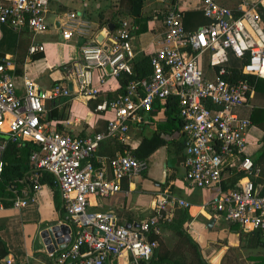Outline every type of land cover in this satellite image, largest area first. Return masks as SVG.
<instances>
[{"label": "built area", "instance_id": "2783aa9c", "mask_svg": "<svg viewBox=\"0 0 264 264\" xmlns=\"http://www.w3.org/2000/svg\"><path fill=\"white\" fill-rule=\"evenodd\" d=\"M160 1L166 11L163 32L150 43L151 74L130 81L122 96L97 103L94 111L108 115L105 130L80 137L52 131L51 121L42 122L48 115L45 102L52 104L60 98L95 101L109 79L132 76L131 62L136 57L132 33L137 28L123 20L98 44L96 29L81 14L58 13L50 25L47 16L52 0H0V29L27 30L36 36L53 27L64 40H83L79 60L69 67L63 83L48 90L22 75L20 95L13 58L5 56L0 62V134L39 146L29 159L32 193L40 189L44 171L55 178L63 200L61 223L69 228L70 241L57 264H110L112 259L117 264H150L158 243L149 237L160 234L162 222H171L176 206L189 207L165 191L157 196L154 214L137 229L120 225L110 213L87 209L89 197L107 198L120 192V182L138 175L145 166L130 150L112 158L96 156L100 144L108 139L127 144L143 115L153 110L155 102L163 104L168 98L177 100L185 138L184 181L199 189L217 188L204 209L264 239V185L250 179L257 169L245 157L251 124L235 111L248 104L254 88L241 77L264 78V25L259 9L264 10V0H240L233 8L218 0H200L208 23L195 30L185 28L179 0ZM43 51L42 44L32 42L26 59ZM97 70L103 75L95 78ZM4 149L0 139V179ZM226 171L243 172L245 178L222 190ZM31 195L16 196L13 207H22ZM122 258H126L123 263Z\"/></svg>", "mask_w": 264, "mask_h": 264}, {"label": "crops", "instance_id": "0c3cea01", "mask_svg": "<svg viewBox=\"0 0 264 264\" xmlns=\"http://www.w3.org/2000/svg\"><path fill=\"white\" fill-rule=\"evenodd\" d=\"M57 1L59 2L58 7L53 6V2L50 5L49 14L53 15L52 22H49L50 25L58 13L71 12V10H63L64 0ZM105 1H107V4H110L111 1L113 3L111 7L105 5L107 12L102 15H105L104 21H107V24L104 27L99 28L98 23L102 21L101 16L98 22H94L92 19L89 20L87 15L89 11H95L98 14L97 9H84L81 15L91 23L97 34L101 32L106 34L108 24L119 25L123 20L130 22L137 28L132 33L136 57L141 54L148 57L150 43L154 35L163 32L162 21L166 5L160 0H144L143 9L140 12L141 16L135 19L121 5L122 2L120 0ZM239 1L218 0L220 4L228 8L235 7ZM202 6L200 0H179V7L184 13V26L186 29L195 30L208 23V20L203 16ZM185 19L187 26L185 25ZM110 21H113V23ZM53 31L58 34L56 48L60 47L61 49V55L54 63H60L58 64L60 71H53L50 81L43 88L39 87L41 90L52 88L56 82L57 84L63 83L70 67L69 65L78 61L80 57L76 40H64L56 29L53 28ZM36 37L37 35H31L30 44L32 42L42 44L41 40ZM5 56H11L14 63L16 59L18 60L17 55L7 54ZM26 57L27 53L20 66L22 72L20 76L26 75L30 78V65L37 62L46 64V61L34 60L32 57L28 61ZM49 57H53V55L48 53L46 58L49 59ZM42 59H45V55H42ZM231 63L238 65L234 60ZM65 64L69 65L65 66V68L60 67ZM102 75L103 73L100 70L95 71V78ZM20 76H18L17 83L20 89L19 94L21 95ZM118 86V81L109 79L108 87L95 101L117 98L115 93ZM259 86L261 87L260 92L256 91L255 84L253 85V93L249 98L248 104L237 108L235 111L239 117L250 121L251 126L246 134L245 157L252 161L257 169L256 174L250 179L256 185L263 186L264 158L261 157V153L264 149V83ZM95 101L84 102L80 99L70 98L56 100L55 103L51 104L57 113L56 118L51 120L50 129L80 137L103 132L108 115L94 111ZM163 111L164 109L158 110L153 106L151 112L143 115V122L139 124L136 130L130 133L128 144L133 146V150L139 146L144 136L149 137L157 129L158 125H162L165 122ZM162 138L170 142L157 149L143 161L145 166L138 175L123 179L120 182V192L112 196L107 198L89 197L88 211L91 213H110L116 217L120 225L137 229L143 221L154 214L153 208L155 207L157 196L167 191L176 200L189 203L188 208L176 206L173 209L171 222H162L160 234L156 236L163 243L165 255L170 260H173L175 254L180 253V248L178 247L179 239L169 224L176 225L181 220V214L186 212L190 220H186L183 223V229L197 244L202 258L208 264H258L257 257L264 258V255H260L264 247L250 248L248 246L249 240L253 239L254 233L257 232L245 233L240 228V230H236L235 226L237 224H231L214 212L204 209V206L217 194V188L199 189L190 186L184 181L185 169L183 161L185 154H183V150L185 138L180 130L173 136L163 135ZM0 139L6 146L8 142L7 134L1 133ZM179 143L181 148L179 153H177ZM125 144L117 139L105 140L100 144L99 150L95 155L107 158L122 155L125 150L121 153L117 146ZM46 173L41 175V187L38 191L32 193V184L28 175V183L24 185L21 181H18L17 185L19 187H14L11 190V194L7 198L9 201L6 203L2 202L4 209L0 210V240L5 244L8 253L6 257L0 260V264H57V257L62 251L58 250L50 253L40 243L41 231L51 225L61 223L64 217L60 190L53 175ZM243 178H245L243 172L226 171L223 176L222 190L232 188L235 183ZM30 194H32L31 198L22 207H13L12 203L16 196L27 198V195ZM69 241H65V247L68 246ZM181 252L184 256L188 255V251L184 248H181ZM125 261L126 258H122V263ZM110 264H117V261L112 259Z\"/></svg>", "mask_w": 264, "mask_h": 264}, {"label": "trees", "instance_id": "16d2710c", "mask_svg": "<svg viewBox=\"0 0 264 264\" xmlns=\"http://www.w3.org/2000/svg\"><path fill=\"white\" fill-rule=\"evenodd\" d=\"M122 2V6L126 8L130 15H133L135 19H138L141 15V9H143L144 0H120ZM260 9V13L263 18L264 25V10ZM186 18V17H185ZM100 19V18H99ZM112 19V18H111ZM113 23V21H110ZM99 28L104 27L107 24V21H101L98 23ZM115 28L118 24H115ZM185 25L186 19H185ZM145 31V30H143ZM31 33L27 30H23L20 32H15L11 28L2 26L1 34H0V62L5 57V55H17L18 60L16 59L15 65V74L16 76H20L22 74L20 70V66L23 63V59L26 55L27 48L30 44ZM70 40H76L77 46L80 48L83 44V40L77 37H72ZM45 51V49H44ZM44 51L41 53H37L32 56V59H39L44 54ZM70 64V63H69ZM65 64L60 66L61 68H65V66L69 65ZM73 64V63H72ZM71 64V65H72ZM69 65V66H71ZM132 67V76L121 75L118 79V89L115 93V97L122 96L125 92L126 85L136 79H141L143 77L149 76L151 74V67L149 64L148 57L146 55L141 54L131 62ZM241 78H246L252 85L255 84V90L261 91V87L259 85L264 83V79L255 78L252 76H242ZM57 84V82L55 83ZM53 84V86L55 85ZM100 101H95L94 107ZM55 103L52 102V104ZM154 107L158 110L164 109V117L165 122L162 125H158L157 129L149 136H144L141 140L139 146L133 150V146L131 144L118 145L119 152L122 153L123 150H130L132 156L140 161H145L151 154H153L160 147L165 146L169 143V140H165L162 138L165 136H173L176 132H178L181 128V122L177 116V100L175 98H168L164 101L163 104H159V102H155ZM48 115L47 118L42 122H50L54 118H56V109L52 107V105L47 108ZM8 136V142L5 146V149L2 153V160L4 162V169L0 179V200L1 202H8V195H10L11 190L14 187H19L17 185L18 181H21L24 185L28 183V175L31 174V165H30V155L32 151L38 150L39 146L33 143L32 141H19L14 142ZM181 148V144L179 143L177 146V153H179ZM261 157L264 158V149L262 150ZM254 164V163H253ZM46 173V172H42ZM41 173V175H42ZM47 174V173H46ZM41 175L39 178V183L41 180ZM32 189V186H31ZM181 220L175 224H169L171 228L175 231L176 236L179 239L178 247L180 248V253L175 254L173 260H170L167 255H165L163 243L159 241V238L156 236H150V240H154L158 243V246L153 251V256L150 264H208L201 256L199 252L197 244L190 238L188 234H186L183 229V223L186 220H190L189 216L186 212L181 214ZM236 225V224H234ZM236 230H240L239 225H236ZM240 228V229H239ZM242 231V230H241ZM253 239H250L248 242V246L250 248L264 247V240L261 239L258 233H254ZM181 248H184L188 251V257L184 256L181 252ZM7 248L5 244L0 240V260L7 256ZM258 264H264L263 257H257Z\"/></svg>", "mask_w": 264, "mask_h": 264}, {"label": "rangeland", "instance_id": "374dc122", "mask_svg": "<svg viewBox=\"0 0 264 264\" xmlns=\"http://www.w3.org/2000/svg\"><path fill=\"white\" fill-rule=\"evenodd\" d=\"M52 2H53V6L58 7L59 2L57 0H52ZM63 3L64 4L62 5V7L64 11L71 10V12L78 13V14H81L83 10L87 8L97 9L96 11H98L99 15L96 14L97 12L95 13V11H89L87 13L89 20L92 19L94 22H98L99 17L101 16V20L103 22L105 15H102V14L107 12V10H105L106 8L105 5H108L109 7H111V4L113 2L111 1L110 4H107V1L105 0H64ZM47 19H48V22H52L53 15L48 14ZM57 36L58 34L53 31L52 27H50L45 33L37 35L36 37L38 40H41L40 42H42L44 49H45L44 54H43L45 55V59H42V57H40L39 60L46 61V64L44 62H37V63H34L33 65H30L31 67L29 69V76L31 80L36 82V84L40 88H43V86H45V84L50 81V78H52L51 74L53 71H58V70L60 71V69L58 68L59 66L58 64L60 63L54 64L61 55L60 47L56 48V43H58ZM48 53L50 55L52 54L53 57H49V59L46 58ZM49 74H50V77H49ZM260 255L262 256L264 255V250L261 251Z\"/></svg>", "mask_w": 264, "mask_h": 264}, {"label": "water", "instance_id": "95a60500", "mask_svg": "<svg viewBox=\"0 0 264 264\" xmlns=\"http://www.w3.org/2000/svg\"><path fill=\"white\" fill-rule=\"evenodd\" d=\"M121 23V22H120ZM115 29V25L108 24L107 31L112 32ZM106 34L104 32L98 33L95 37V40L98 44H102L105 39ZM107 71L110 72V69L107 68ZM47 107L51 106L50 102H45ZM183 154H185V148L183 150ZM70 230L67 225L64 223H59L55 225H51L41 231L40 233V243L46 247V250L50 253H53L58 250H62L65 248V241L70 239ZM6 259V258H5Z\"/></svg>", "mask_w": 264, "mask_h": 264}]
</instances>
